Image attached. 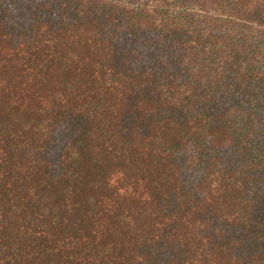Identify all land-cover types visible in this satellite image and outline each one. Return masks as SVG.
Instances as JSON below:
<instances>
[{
    "label": "trees",
    "instance_id": "1",
    "mask_svg": "<svg viewBox=\"0 0 264 264\" xmlns=\"http://www.w3.org/2000/svg\"><path fill=\"white\" fill-rule=\"evenodd\" d=\"M0 264H264V0H0Z\"/></svg>",
    "mask_w": 264,
    "mask_h": 264
}]
</instances>
